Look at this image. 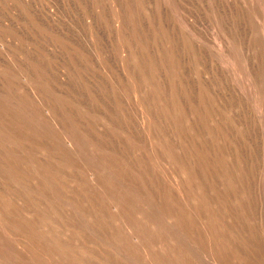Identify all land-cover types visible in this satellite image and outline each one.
Here are the masks:
<instances>
[{
  "label": "rangeland",
  "instance_id": "obj_1",
  "mask_svg": "<svg viewBox=\"0 0 264 264\" xmlns=\"http://www.w3.org/2000/svg\"><path fill=\"white\" fill-rule=\"evenodd\" d=\"M0 264H264V0H0Z\"/></svg>",
  "mask_w": 264,
  "mask_h": 264
}]
</instances>
